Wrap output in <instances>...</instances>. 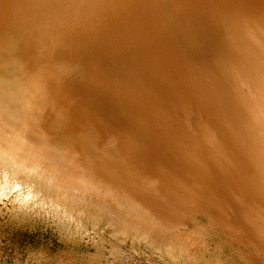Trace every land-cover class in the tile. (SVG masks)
<instances>
[{
	"label": "bare ground",
	"instance_id": "obj_1",
	"mask_svg": "<svg viewBox=\"0 0 264 264\" xmlns=\"http://www.w3.org/2000/svg\"><path fill=\"white\" fill-rule=\"evenodd\" d=\"M40 182L117 259L264 264V0H0V200Z\"/></svg>",
	"mask_w": 264,
	"mask_h": 264
},
{
	"label": "rangeland",
	"instance_id": "obj_2",
	"mask_svg": "<svg viewBox=\"0 0 264 264\" xmlns=\"http://www.w3.org/2000/svg\"><path fill=\"white\" fill-rule=\"evenodd\" d=\"M44 187H46L44 183L40 182V192L45 197V200L48 202V197L50 196L55 202L56 193L52 190V192L55 193V195H53V193L51 194V189L47 190ZM51 205L52 204L48 202L33 206L31 207L32 209H30V207L17 209L14 208L13 204L10 202H2L0 200V264H124L123 262L120 263V260H125V264L126 262L127 264H137L136 262L138 261L139 255L131 251L127 241L120 249L126 251L128 257L132 259H117L113 255L110 247L112 246L110 240L113 238V233H110L111 231L106 229L107 225H109L107 223L109 222V220H107L108 216L105 215V217L103 213L97 212L99 209L97 208L95 210L94 205H88L90 209L86 206L82 213L74 212L71 218H65L58 212L59 210L56 211L58 207L55 206V203ZM92 212H95V214ZM96 215L99 217L98 219ZM84 219L87 220V222ZM96 219L98 221H96ZM192 221L194 224H204L202 219L195 218ZM92 222L98 223V227H94L95 232L92 231ZM105 238L108 239L106 240ZM117 238H119V236H117ZM213 245H217L218 250H221L219 259L224 264L251 263L244 260V257L237 252L239 248L237 244H227L226 239L216 238ZM141 247L138 249L142 250ZM200 249L189 253V256L191 258L194 257L193 259L196 263L210 264L209 256H206L203 252L204 248L202 247ZM144 251L148 252V248L144 249ZM95 259H97V261ZM90 260L93 262L91 263ZM139 261V264H146L145 260L142 258Z\"/></svg>",
	"mask_w": 264,
	"mask_h": 264
}]
</instances>
